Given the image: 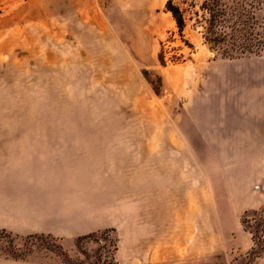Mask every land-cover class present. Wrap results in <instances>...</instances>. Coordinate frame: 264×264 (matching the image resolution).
Instances as JSON below:
<instances>
[{
  "label": "rangeland",
  "instance_id": "obj_1",
  "mask_svg": "<svg viewBox=\"0 0 264 264\" xmlns=\"http://www.w3.org/2000/svg\"><path fill=\"white\" fill-rule=\"evenodd\" d=\"M29 1L0 0V135H99L124 144L125 161L142 163L132 169L153 174L132 188L141 223L171 219L175 210L201 212L207 198L213 218L235 212L212 220L210 264L264 258V202L241 213L231 201L248 189V197L264 199V162L254 155L246 166L226 153L227 143L237 149L235 138L247 137L255 153L264 144V135H232L244 117L234 105L242 88L264 85V0H60L68 10L42 19L47 12ZM129 4L146 10L135 17ZM137 20L140 33L128 26ZM99 37L116 50L111 58L98 59ZM109 61L132 74H112ZM251 121L256 127L259 119ZM217 127L221 135H209ZM165 168L176 181L154 180ZM124 218L73 239L0 231V259L126 264ZM240 230L251 236L246 250ZM169 231L164 224L157 235L166 239ZM185 233L178 221L181 241Z\"/></svg>",
  "mask_w": 264,
  "mask_h": 264
},
{
  "label": "crops",
  "instance_id": "obj_2",
  "mask_svg": "<svg viewBox=\"0 0 264 264\" xmlns=\"http://www.w3.org/2000/svg\"><path fill=\"white\" fill-rule=\"evenodd\" d=\"M118 1L120 6L125 2ZM31 2L32 0L28 4ZM35 2L37 6L34 9L43 8L47 12L38 19L68 10L67 7L59 6L60 0ZM80 3L83 4V1ZM127 8L136 12L135 17L139 15L138 12L146 10L140 4H129ZM124 24L121 27H126V22ZM140 24V20H137L132 24L128 23V26L140 33ZM117 42L120 50L125 53L126 49L120 41ZM113 48L111 45L105 46L99 37L96 48L98 59L102 60V56L111 58L108 54L116 52ZM111 65L112 69L117 70L112 74H132L118 71L126 68L124 63L119 66L114 62ZM228 96L230 99L226 101V108L232 109L235 105L236 111L244 115L238 123L239 133L232 135H264V85L244 86L237 99L238 103L234 105L231 103L232 95ZM232 112L235 114L234 109ZM253 118L259 119L255 123L256 127L250 126ZM255 124L253 121L252 125ZM222 131L223 128L217 127L211 129L209 135H221ZM0 136H3L0 137V231L18 236L49 235L73 239L110 226L115 220H124L126 216V256H123L126 264H174L185 257L210 264L212 220L217 222V219L235 218L234 210L233 213H218V217L214 215L213 218L210 200L204 198L206 208L201 212L190 210L178 214V210H175L171 219H148L141 223L138 215L142 211L137 210L138 200H131L132 188L139 185L147 174L152 179L153 174H145L148 171L143 166L141 171L133 170L142 163L133 167L129 157L125 161L122 152L124 144L112 143L99 135ZM126 140L130 138L126 137ZM234 140L232 145H236L237 149L227 143V156H239L244 159L240 161L246 166L252 164L254 155V162L260 157L262 159L258 162H264V144L255 153L250 148L247 137L238 138V142ZM130 147L131 144L126 142V150ZM165 169L156 170L154 180H159V183L165 179L176 181V177L170 173L172 169ZM132 171L135 174L132 175ZM242 187L248 189L247 186ZM243 191L244 193L241 191L231 199L237 205L240 204L236 209L241 210V213L264 202V199L260 202L259 197H248L246 192L249 189ZM157 197L160 198V195ZM178 221L181 228L187 230L182 241L178 237ZM164 224L170 229V235L166 239L157 235ZM237 236V239L240 240L241 237V240L248 242L246 246L241 243L243 250L251 246L250 235L240 230ZM0 264L13 263L0 259ZM253 264H264V258Z\"/></svg>",
  "mask_w": 264,
  "mask_h": 264
},
{
  "label": "built area",
  "instance_id": "obj_3",
  "mask_svg": "<svg viewBox=\"0 0 264 264\" xmlns=\"http://www.w3.org/2000/svg\"><path fill=\"white\" fill-rule=\"evenodd\" d=\"M177 4H181V3H184V2H186V1H188V0H174Z\"/></svg>",
  "mask_w": 264,
  "mask_h": 264
}]
</instances>
